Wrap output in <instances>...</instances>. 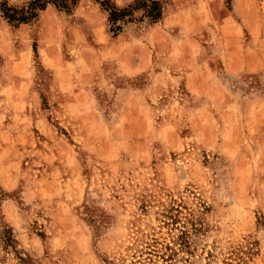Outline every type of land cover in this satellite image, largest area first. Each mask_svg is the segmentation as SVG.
<instances>
[{"label":"rangeland","instance_id":"obj_1","mask_svg":"<svg viewBox=\"0 0 264 264\" xmlns=\"http://www.w3.org/2000/svg\"><path fill=\"white\" fill-rule=\"evenodd\" d=\"M90 7L83 0L74 11L83 20ZM177 11L192 27L198 20L193 40L186 37V25L175 27L174 35L183 41L173 56V26L159 36L154 33L147 61L141 63L136 45L117 54L89 41L84 30L70 53L57 38L68 35L62 13L39 15L42 28L51 25L53 39L49 47L29 48L24 41L31 33L21 24L36 19L10 22L0 8V28L7 27L12 37L11 50L0 51V191L23 198L30 186H39L43 199L50 197V188L63 190V212L57 216L63 217L61 234L49 236L52 230L44 226L33 229L35 236L29 238L49 245L46 253L65 264L101 259L96 253L100 239L116 241L103 257L106 264H264V249L251 233L225 241L210 236L213 228L203 226L198 216L208 210L205 200L213 199V191L224 215L254 192L251 216L257 230L264 226L259 203L264 68L232 71L224 65L233 52L244 53L247 41L241 45L227 16L205 0H182ZM128 44L125 38L121 47ZM76 61L79 72L69 76L67 66ZM41 73L48 92L34 102L29 82ZM102 79L119 90V98L108 111L90 113L89 101ZM129 81L142 86L132 87ZM60 96L67 98L63 108L54 102ZM130 96L135 102L124 103ZM165 148L169 159L161 156V167H168L161 173L155 153ZM84 157L88 167L81 163ZM93 183L106 191L118 185L130 200L120 203L119 211ZM115 200H122L119 193ZM14 205L9 198L7 208ZM90 209L97 211L90 215ZM23 220L17 221L21 227ZM10 228L14 231V225ZM52 244L64 247L53 252Z\"/></svg>","mask_w":264,"mask_h":264},{"label":"clouds","instance_id":"obj_2","mask_svg":"<svg viewBox=\"0 0 264 264\" xmlns=\"http://www.w3.org/2000/svg\"><path fill=\"white\" fill-rule=\"evenodd\" d=\"M78 2H83V0H0V8L11 7L17 11L18 15L36 19V23L30 21L28 25L21 24V29L27 28L31 33L24 43L29 48L35 44L38 49L49 47L53 39L51 25L42 28L38 20L39 15L47 13L48 17L52 18L56 13H62L68 35L60 33L57 38L68 44L70 53H74V46L82 40V37L78 36L81 30L87 31L89 41L101 48L114 50L117 54H126L132 45H136L146 53L153 34L159 36L174 24L180 23L183 16L182 12L177 11L181 7L182 0H87L91 7L87 16L82 20L83 14L74 11ZM205 2L216 12L227 16L241 45L247 41V47L244 48L245 55L259 56L264 59V0H205ZM100 33H103L104 39H100ZM125 38L128 39L129 44L121 47ZM11 45L12 37L7 27L0 28V51H10ZM37 63H39L38 58ZM78 72L79 61H76L74 65L67 66L69 76H74ZM29 83L35 89L31 94L36 98L34 102H38L40 95L47 94L48 85L42 73L37 76L34 83L32 81ZM128 83L136 88L142 86L139 81H129ZM237 84L243 85V81H237ZM118 92V89L114 90L112 83L102 79L96 90V96L89 101L88 111L90 113L108 111L114 101L119 98ZM54 102L59 103L63 108L67 103V98L60 96ZM134 102V96H130L124 101L126 104ZM261 115L264 117V111ZM261 136L264 137V133H261ZM245 143L250 144L254 141L246 140ZM155 154L159 161L155 167L161 173H165L168 166L165 164L161 167L163 161L160 160V157L169 159L167 149L157 150ZM51 159H55V157ZM141 159H144L146 166L151 167L150 160L144 157ZM81 163L84 167H88V157H84ZM177 163L181 162L177 161ZM113 175H119V173L114 171ZM92 186L97 188L105 198H111L108 202L115 204L119 211H122L119 209V204L130 200V196L125 195L118 185L111 191L99 188V185L95 183ZM30 187L31 192L26 190L23 198L12 192L0 191V208L5 210V214L0 216V264H65V261L59 259L58 255L46 253V248L49 245L36 243L29 238V236H35L33 229L42 231L44 226L52 230L49 232V236L61 234L60 224L63 222V217L61 216L58 220L57 216L63 212V206L59 204L63 190L50 188V197L42 199L39 186ZM259 191V203L264 206V183L259 185ZM117 193L122 197L121 201L115 200ZM92 195L95 196L97 193L92 192ZM216 195L217 192H211L213 199L206 198L205 200L208 210L202 212V215L198 213L202 225L213 228L210 236H220L225 241H229L240 236H248L251 233V238L258 239L261 248L264 249V226L257 230L251 216V210L257 204L255 193L253 192L252 196L247 197L246 202L237 200L236 204L232 206L234 210L230 211L228 215L222 213L220 199H214ZM52 197H55L56 200H53ZM9 198L15 200L12 209L7 208ZM222 198L231 199V197ZM54 204L58 205L56 209L53 208ZM245 208L248 210L245 211ZM95 211L97 210L90 209V215ZM21 216L24 217L22 221L24 227H21V222H17ZM13 225L14 231L10 232L9 229ZM115 244V240L105 242L100 239L97 243L96 253L101 259L90 261L88 264H106L103 257L108 255V249L113 248ZM56 247L63 248L64 245L52 244L53 252ZM86 251V248L82 249V252Z\"/></svg>","mask_w":264,"mask_h":264},{"label":"crops","instance_id":"obj_3","mask_svg":"<svg viewBox=\"0 0 264 264\" xmlns=\"http://www.w3.org/2000/svg\"><path fill=\"white\" fill-rule=\"evenodd\" d=\"M228 20V18H226ZM196 22H198V20H196ZM196 22L194 23L195 26L192 27L191 26V23L188 21H186V23L182 22V20L180 21V23L178 24H174L173 25V56L176 55L177 51L180 49V46L182 45V39H179L176 37V35H174V30H175V27H179L182 29V26L183 25H186L185 29H187V34H186V37H188V39L190 40H193L194 38V34L196 35L197 32L199 31V27L198 25L199 24H196ZM190 24V25H189ZM191 27V28H189ZM167 31V30H166ZM140 57H141V63H142V60L144 61V63L147 61V56L145 54L144 51L140 50ZM227 61L224 62L225 66H227V68L229 70H232V71H240V70H248V71H256V69H259L260 67L261 68H264V59H261L259 56L257 57H249L247 55H245V52L244 53H240L239 51H235L233 52V55H230V57H228L226 59ZM124 72H128V69H125Z\"/></svg>","mask_w":264,"mask_h":264},{"label":"trees","instance_id":"obj_4","mask_svg":"<svg viewBox=\"0 0 264 264\" xmlns=\"http://www.w3.org/2000/svg\"><path fill=\"white\" fill-rule=\"evenodd\" d=\"M3 15L10 21L17 24L28 22L33 19V17H25L23 15H18L17 11L13 10L11 7L1 8ZM11 232V228L9 229ZM11 240V237L9 238Z\"/></svg>","mask_w":264,"mask_h":264}]
</instances>
